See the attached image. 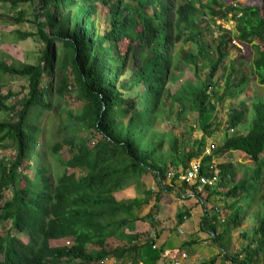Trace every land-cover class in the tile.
I'll use <instances>...</instances> for the list:
<instances>
[{
  "label": "trees",
  "instance_id": "16d2710c",
  "mask_svg": "<svg viewBox=\"0 0 264 264\" xmlns=\"http://www.w3.org/2000/svg\"><path fill=\"white\" fill-rule=\"evenodd\" d=\"M236 1L0 0L11 12L0 14V21L13 27L14 39L36 36L44 44L34 64L0 61V76L25 81L21 91L2 94L0 86V113L5 115L0 119V150L12 155L0 158V223L9 224L0 232V264H104L109 259L122 264L128 255L138 262L141 249L150 251V257L155 253L149 264H156L159 251H166L158 237L174 234L161 228L158 203L164 190L174 192L175 186L198 197L199 227L225 261L260 263L264 101L231 109L219 144L204 154L206 139L219 126L218 121L213 125L212 116L217 103L235 91L243 94L248 82L243 73L237 76L234 62L226 61L232 38L256 52L253 62L249 57L246 61L264 86V0L234 7ZM22 4L34 8L30 15L35 33L15 29L28 22ZM100 11L106 22L102 31ZM218 20L233 23V31L217 25ZM214 29L219 34L213 41L216 57L210 54L212 44L202 41ZM227 65L230 73L220 79L224 88L215 90L217 72ZM186 69L194 81L186 80L171 93L170 86ZM66 94L80 101L81 109L64 108ZM191 113L203 132L200 139L190 138L193 127L182 123ZM162 122L168 123V131L158 130ZM55 123L60 138L54 139L50 125ZM231 152L250 159L248 173L238 176L232 163L214 164ZM192 162L200 164L199 177H216L201 191L198 180L190 185L180 178ZM149 174L156 194L143 183ZM131 187L138 189L134 199L116 198ZM152 198L154 204L141 217ZM221 211L227 215L222 217ZM251 217L255 221L249 243L228 252L234 234L245 238L242 227ZM183 219L179 213L177 224ZM140 220L149 224V232H136ZM65 239L71 242L50 244ZM156 244L157 251L152 248ZM166 253L170 259L177 252Z\"/></svg>",
  "mask_w": 264,
  "mask_h": 264
},
{
  "label": "rangeland",
  "instance_id": "374dc122",
  "mask_svg": "<svg viewBox=\"0 0 264 264\" xmlns=\"http://www.w3.org/2000/svg\"><path fill=\"white\" fill-rule=\"evenodd\" d=\"M238 1V0H237ZM226 3H233L235 2V0H225ZM258 3H260V0H258ZM37 5V2L34 4V6ZM22 8L27 9V16L26 18L28 19V22L23 23L20 26L15 27V29L21 30L22 32H30V33H35L36 32V27L31 23L33 20V17L30 15L31 11L33 8V6H30L29 4H22ZM8 12H10L9 10V5L8 4H4V5H0V14L4 15V14H8ZM11 13V12H10ZM41 20H43L41 18ZM99 29L100 31H102L105 27H106V22H105V15L103 14V12L100 11V15H99ZM218 24H220L221 26L225 27V28H230L232 29V23L227 24L223 21L219 22ZM14 29V30H15ZM12 30L13 27H11L8 24L2 23L0 21V61H3L7 64H18V63H22V62H26V63H30V64H34L38 57L41 56L42 54V50L44 47V44L42 43L41 40H39L36 36L32 37V38H28L24 41H16L14 39V36L12 35ZM206 32V31H205ZM217 37H219V34H217V30L214 29L213 33L211 34V32H206V38L203 37V42L206 45H211V49H210V54L214 57L216 53H214V47H215V43H213V41L217 42ZM231 46L233 47V49H231L229 47V61H232L235 63L238 74L237 76H239L240 73H243L246 78L248 79L246 86L243 88L244 93H237V91H235V95L234 96H230L229 98H227L224 102L222 103H217L214 113L212 114L213 117H215V122L213 121V125L215 126L216 122L218 121L219 126L218 129L216 131H213L214 133L212 134V136L210 138L206 139V151L204 154H211L213 147H216L219 142L220 139L222 138V134L224 133V131L226 130L227 124H226V119H227V115L228 113L231 111V109L234 108H238L242 105L250 107L251 103L255 100H261L264 101V86H262L261 84H259L258 79L255 78L254 76L251 75L252 69L248 68L247 65V61L246 59L249 57L250 55V51L249 50H245V53H241L235 46H233L231 44ZM240 55V56H239ZM216 57V56H215ZM227 61V60H226ZM207 70H204L202 72L199 73V77L201 80L205 79V74H206ZM230 73V69L228 67V65L226 66L225 70H222L219 72H217V86L215 87V90H219L222 91L224 88L223 82L220 81V79L226 77L228 74ZM186 80H191L194 81L193 79V73L191 70L186 69V71L184 72V75L181 79H179L175 84L170 86V91L171 93H173L178 86L182 85ZM25 85V81L19 78H10L8 76H0V86H1V93L2 94H6L7 91H21L23 88L22 86ZM245 89V90H244ZM70 95L65 96L64 98V102H63V106L64 108H68L71 109L73 111L79 110L82 107V103L72 97H70ZM18 98H21V96H19ZM250 110V108H248ZM251 115V114H250ZM5 115H3L2 113H0V119H4ZM186 122L185 120L182 121L183 125L185 123V128H187L188 126H192L193 130L190 131V138L192 139H200L203 136V132L201 130H199V127L197 125V115L195 113H191L188 114L186 117ZM181 123V124H182ZM57 123H55L54 125H50V129H54V135L52 134V138H60L59 136V130L57 129L56 126ZM52 126V127H51ZM198 127V129H197ZM158 130L160 131H168L169 130V125L167 122H162V123H158L157 125ZM231 134V131L229 132ZM188 137V136H187ZM186 138V137H185ZM189 138H187L188 140ZM95 141V139L90 138L88 140L89 144H93V142ZM44 145H46V141H44ZM11 152L9 150H0V158H10ZM62 157L67 158L69 156V154L66 151H63L61 154ZM232 163L234 166H236L237 169V174L238 176L244 173H248L249 170L248 168L251 167V161L250 159H248L244 154L240 153V152H231V153H227L224 156H218V158L215 159L214 164H220V163ZM26 163H24L25 165ZM29 177L30 179L32 178V174H33V169L31 167V163L29 164ZM166 180L164 182V185L169 186L170 182ZM143 183L146 185V188H148L150 191L153 192V194H156L158 192V187L157 184L154 180V178L149 174L144 176L143 178ZM137 188L131 187L128 188L126 190H123L119 193L116 194V198L121 201H127V200H132L137 196ZM176 192V193H175ZM178 194V195H177ZM187 193L184 192L183 190H179V188L177 186H175L174 192H167L166 190H164V192L161 194V201L158 203L160 204L164 209H162L161 212V216L165 219V220H160L162 226L166 225V226H170L173 227L171 228V230H174V234H177V236H179L182 233V230L180 227L177 228L176 226V215H175V219H170L166 217V214L163 212L165 210L170 209V205L175 204L177 202H180L181 200H184V198H182V196H185ZM189 194V193H188ZM193 196V195H192ZM195 197V196H193ZM196 201V198H193ZM154 198V197H153ZM151 199L149 202V205L144 207L143 211L140 213V216L143 217L145 216L148 211L149 208L154 204V199ZM187 199V198H186ZM198 200V198H197ZM204 205L210 207L209 204L205 203ZM247 208V205H246ZM208 209V208H207ZM221 214L223 216L227 215L226 211L221 212ZM159 216V215H158ZM254 218H249L243 225L242 229L244 230V232H246L245 238H241L240 236H238L237 234L233 235V238L231 239V246L227 245L228 252L234 253L235 250H239L241 244L246 245L247 243H249L250 238L252 236V234L254 233ZM136 232L139 234L142 233H146L150 231V227L149 224L146 221H138L136 224ZM9 226V224L7 222H1L0 223V232L4 231L3 228L7 229ZM165 227V226H164ZM195 228L194 231H192V233L190 234V236L193 235V237H195ZM155 233V232H153ZM148 234V233H147ZM68 242H71L70 239H65V240H61V241H51L50 244L51 246H63L64 244H67ZM243 245V246H244ZM153 248V247H152ZM153 250L157 251V249ZM151 255H155V253H151ZM260 263L259 264H264V255L260 257ZM186 259V258H185ZM184 259V260H185ZM122 264H139L138 262H133V256L132 255H128L127 258H125L122 262ZM170 262L168 260H162L160 261L158 264H169ZM62 264H67L66 262L62 261ZM76 264V263H75ZM104 264H115V261L113 259H109L106 260L104 262ZM224 264H230L229 261L225 262Z\"/></svg>",
  "mask_w": 264,
  "mask_h": 264
},
{
  "label": "crops",
  "instance_id": "0c3cea01",
  "mask_svg": "<svg viewBox=\"0 0 264 264\" xmlns=\"http://www.w3.org/2000/svg\"><path fill=\"white\" fill-rule=\"evenodd\" d=\"M246 50L250 51L249 58H251V62H253L254 58L256 57V52L251 47H247ZM177 187L179 188V186ZM192 195V193H189L185 196H182L184 200H181L180 202H177L175 204L172 203V205H170V209L163 211L166 214L167 218L175 219V215L177 216L179 213H182L184 214V219L180 224H177L176 222L177 228L180 227L182 230V233L179 236H177V234H169L167 232L162 233L158 237V243L164 244L166 251L164 253L159 251V254L157 255L159 258L156 261V264H158L162 260H168L170 262L179 257L182 253L186 255V259L183 260L182 264H209V262L211 261H214V264H224L225 262H227L221 256L218 246L213 243L206 232L200 229L199 220L201 218V209H199L198 205L199 199L197 200L198 197H196L195 195H193L195 196L193 197ZM192 197L196 198V201L195 199H192ZM159 208L160 210L158 218L161 221L165 220L161 216L162 209L164 208L160 204ZM207 208L209 209L210 207L207 206ZM221 216L225 217L223 215ZM164 226H162V229L167 231L173 228L166 225ZM194 228L196 231L195 237H193V235L190 236L192 231H194ZM182 244L188 245H186L185 247H181ZM153 248L157 250L159 249L157 247V244L154 245ZM168 251H176L177 253H175L174 256L172 255L173 258L168 259L170 255L166 253ZM149 253L150 251H148L147 249L139 250V258L137 259L138 263L149 264L153 259L156 258V255H152L150 257Z\"/></svg>",
  "mask_w": 264,
  "mask_h": 264
},
{
  "label": "built area",
  "instance_id": "2783aa9c",
  "mask_svg": "<svg viewBox=\"0 0 264 264\" xmlns=\"http://www.w3.org/2000/svg\"><path fill=\"white\" fill-rule=\"evenodd\" d=\"M248 0H238L235 4H233L234 7H237L238 5H243ZM233 44H235V41H232ZM199 169L200 164L199 162H192L190 164V168L187 170L186 174L182 175L180 178L181 180H185L188 184L191 185V183L195 180H198L199 182V188L198 190H201V188L204 185L212 184L215 181V175L212 178H206V177H199ZM186 258V255L184 253L180 254L179 257L176 259L170 261L169 264H182L183 260Z\"/></svg>",
  "mask_w": 264,
  "mask_h": 264
},
{
  "label": "clouds",
  "instance_id": "9594fccd",
  "mask_svg": "<svg viewBox=\"0 0 264 264\" xmlns=\"http://www.w3.org/2000/svg\"><path fill=\"white\" fill-rule=\"evenodd\" d=\"M237 2V1H236ZM219 22H221L220 20H218ZM218 21H216V24L217 25H219L220 26V24H218ZM230 24H231V22H229ZM229 23H227V24H229ZM232 25V29H230V28H225V27H223L222 26V28H224V29H226V30H230V31H233V29H234V25H233V23L231 24ZM217 34H218V32H217ZM232 41H235V44H233L232 43ZM231 44L233 45V46H235L241 53H245V50H246V47H244V46H242L239 42H237L235 39H233L232 38V40L230 41V43L228 44V52H229V47L231 48V49H233V47L231 46ZM240 56V55H239ZM230 59L229 58H227V61H229ZM229 62H232V61H229ZM62 264V263H61Z\"/></svg>",
  "mask_w": 264,
  "mask_h": 264
}]
</instances>
